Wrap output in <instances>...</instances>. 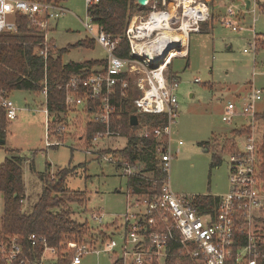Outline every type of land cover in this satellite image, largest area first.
<instances>
[{"label": "built area", "instance_id": "built-area-1", "mask_svg": "<svg viewBox=\"0 0 264 264\" xmlns=\"http://www.w3.org/2000/svg\"><path fill=\"white\" fill-rule=\"evenodd\" d=\"M160 1L173 3L175 10L172 11L169 6L160 10L157 6L159 1L150 0L148 6L151 11L146 17L132 15L122 35H110L93 24L91 19L86 21L85 28L108 56L101 65L82 68L63 86L65 112L83 107L81 111L88 121L104 125V129L93 133L86 153H95L98 158L116 164L129 178L139 174L138 163L131 164L110 150H95L93 145L105 139H128L122 133V124L114 127L113 119L118 93L124 97L132 82L138 93L134 100L139 119L138 125L134 126L135 134L156 141V155L165 174L160 180L159 192L153 195L133 193L134 202L119 219L107 226L106 213L101 209L92 211V219L100 226L99 233L92 240H71L57 247L49 245L43 237L30 235L33 248L41 245L40 253L34 258L25 251L19 236L0 237V264H80L85 255L101 252L110 255L111 264H264L261 261L264 258V227L261 224L264 211L261 139L264 136V118L259 117L256 110L261 90H252L242 104L240 113L247 119L250 133L246 134L243 147L228 153L229 192L214 195L219 196L217 203L199 209L192 202L194 196L175 193L169 179L173 158L172 129L178 114L175 92L179 81L169 75L168 67L174 57L188 56L191 32L200 31V23L209 19L211 14L203 0H195L189 7L195 9L201 6L203 13L200 16L194 13V22L188 24V30H184L185 0ZM86 2L89 6L98 0ZM176 7H182L181 16L177 14ZM65 12L62 5L52 2L0 0V34L16 33L17 16L27 17L30 26L37 28L43 38L38 42L41 46L39 53L47 61L57 49L50 37L53 20ZM235 14L232 6L227 7L229 18L225 23L233 30H241L232 19ZM94 29L98 34L94 33ZM123 39L128 43L127 56L117 54ZM258 40L259 37L254 35L255 47ZM39 86V92L46 99V145H62L57 136L63 134L66 126L56 121L64 111L51 112L47 106V80ZM0 106L5 109L7 120L17 118L19 109L3 90H0ZM143 114L163 115L166 122L157 126L143 123L139 118ZM236 114L237 107L230 102L222 118L232 122ZM117 119L120 116L117 115ZM55 123L56 126L52 127ZM108 226L113 229L109 235Z\"/></svg>", "mask_w": 264, "mask_h": 264}, {"label": "rangeland", "instance_id": "rangeland-1", "mask_svg": "<svg viewBox=\"0 0 264 264\" xmlns=\"http://www.w3.org/2000/svg\"><path fill=\"white\" fill-rule=\"evenodd\" d=\"M157 1L160 10L168 6L169 9L175 8L173 3ZM203 2L210 10V18L200 23V31L191 32L188 56L174 57L168 67L169 75L179 81L175 92L178 114L172 129L173 158L169 179L175 193L190 196L229 192L228 153L236 145L243 147L245 138L237 136L232 143H225V140L233 137V129L245 123L240 112L252 90H261L256 110L264 114V0H251L250 8H246L243 0ZM63 5L68 11L53 20L55 28L50 34L56 48L65 51L62 62L105 60L107 51L93 40L84 25L90 20L86 0H66ZM229 6L234 8L236 14L232 19L241 30H233L225 23L229 18ZM176 10L181 16L182 7H176ZM150 11L147 6V10L135 14L146 17ZM94 33L98 34V31L94 29ZM254 35L259 37L256 47L253 45ZM85 39L93 40L94 46H74ZM8 95L19 110L16 119L4 118L6 129L2 139L5 142H0V164L7 158H22L23 210L31 211L42 195L43 186L51 183L60 170L69 169L66 186L70 193L67 195L85 192L87 197L81 205L70 204L71 218L89 225L85 234L76 240H92L100 231V226L91 217L92 211L101 209L106 213L107 226L119 219L134 202L135 195L127 176L116 164L98 158L95 153H86L90 146L85 137L89 119L81 111L83 107L78 111L60 113L56 123L65 125L66 130L57 137L63 144L48 147L44 95L29 90H16ZM229 102H234L237 107L232 122L222 118ZM261 139L263 146L264 136ZM128 141L127 138L105 139L93 148L119 151L127 147ZM207 141H211L208 147L204 144ZM232 145L233 150L229 148ZM137 167L140 174L154 176L143 171V164L138 163ZM41 174L43 178H40ZM67 195L62 197L65 199ZM3 214L4 201L0 193V223ZM261 221H264V211ZM261 224L264 227V223ZM106 229L108 235L113 233L109 226ZM80 264H111V257L104 252L88 254Z\"/></svg>", "mask_w": 264, "mask_h": 264}, {"label": "trees", "instance_id": "trees-1", "mask_svg": "<svg viewBox=\"0 0 264 264\" xmlns=\"http://www.w3.org/2000/svg\"><path fill=\"white\" fill-rule=\"evenodd\" d=\"M63 3L66 0H38ZM147 10V6H141L137 0H98V2L87 6V13L93 24L102 28L110 35H122L133 14L138 11ZM18 31L16 33L0 34V90L5 93L16 90L40 91L39 84L45 79L48 85L47 106L53 113L66 110L64 84L84 67L101 65L104 60L87 61L84 63H63L64 50L56 49L51 56L44 60L38 45L43 38L34 26H30L25 16H17ZM93 47L94 41L85 39L74 46ZM117 54L128 55V43L122 40ZM46 69V71H45ZM61 86L62 88H58ZM138 93L130 81L128 91L124 97L118 93L116 104V115L113 126L122 124V133L128 137V145L123 150L109 151L116 156L128 160L131 164H143L144 172L153 173V177L138 174L128 178L132 193L140 195H153L159 192L163 175L160 168L161 161L156 155V141L153 138H142L135 134L136 127L130 124V117L136 115L134 100ZM117 115L120 119H117ZM264 118V114L258 115ZM5 109L0 106V139L5 137L6 123ZM141 122L153 126L164 124L166 118L163 115L143 114L139 115ZM7 120V119H6ZM104 129L99 122H90L85 130L86 139L90 144L93 133ZM250 128H239L232 131L233 137L227 138L226 142L232 143L238 135L249 134ZM236 135V136H235ZM211 141L204 142L208 147ZM227 146V145H226ZM233 150V145L229 147ZM232 152V151H231ZM264 160V143L262 146ZM216 158V157H215ZM218 158V157H217ZM69 169L60 170L51 183L43 186L42 195L31 211H24L22 201L24 200L25 184L22 177V158H7L0 164V193L4 201V214L0 223V237L17 235L22 240L25 251L34 258L41 251V245L33 248L30 235L36 234L43 237L51 246H61L64 242L76 240L88 230L86 223L75 222L72 218L71 203L81 205L87 198L85 192H72L66 186V177ZM264 174V163H263ZM44 175L41 174L40 178ZM67 195L65 199L62 197ZM219 201V196L196 195L193 204L202 209L204 206ZM264 223V221H262ZM89 226V225H88ZM264 263V258L261 260ZM19 264V263H15ZM67 264V263H64Z\"/></svg>", "mask_w": 264, "mask_h": 264}, {"label": "bare ground", "instance_id": "bare-ground-1", "mask_svg": "<svg viewBox=\"0 0 264 264\" xmlns=\"http://www.w3.org/2000/svg\"><path fill=\"white\" fill-rule=\"evenodd\" d=\"M191 3H195V0H185L187 12H186L183 27H182V29H184V30H188V24L191 22H194V13H196V15H198V16L202 15V13H203L201 6H197L195 9H191L192 7H189V5ZM174 10L175 9H173L172 11H174Z\"/></svg>", "mask_w": 264, "mask_h": 264}, {"label": "water", "instance_id": "water-1", "mask_svg": "<svg viewBox=\"0 0 264 264\" xmlns=\"http://www.w3.org/2000/svg\"><path fill=\"white\" fill-rule=\"evenodd\" d=\"M149 1L150 0H137V2L141 5V6H148V4H149ZM244 1V3H245V6H246V8H250V6H251V0H243ZM138 116L137 115H132L131 117H130V124L132 125V126H136V125H138ZM0 142H3V140H1Z\"/></svg>", "mask_w": 264, "mask_h": 264}, {"label": "crops", "instance_id": "crops-1", "mask_svg": "<svg viewBox=\"0 0 264 264\" xmlns=\"http://www.w3.org/2000/svg\"><path fill=\"white\" fill-rule=\"evenodd\" d=\"M223 5V4H222ZM63 7H64V5H63ZM65 9H66V11H68V9L66 8V7H64ZM55 27H53V29H54ZM54 39V38H53ZM230 103V102H229ZM232 103H234V102H232ZM259 114V113H258ZM261 114V113H260ZM242 116V115H241ZM244 117V120H245V123H243V124H240L237 128H235V129H239V128H242V127H244V126H247V119L245 118V116H243ZM235 129H233V130H235ZM232 134V133H231ZM239 137H241V136H244V138L246 137V134H244V135H238ZM237 137V136H236ZM238 138V137H237ZM1 140H3V142L2 143H4L5 142V140L4 139H0V141ZM245 140V139H244ZM238 147V145H236V148ZM212 195H214V194H212Z\"/></svg>", "mask_w": 264, "mask_h": 264}]
</instances>
